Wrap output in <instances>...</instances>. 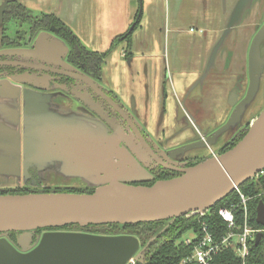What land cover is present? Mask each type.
<instances>
[{
	"label": "water",
	"instance_id": "95a60500",
	"mask_svg": "<svg viewBox=\"0 0 264 264\" xmlns=\"http://www.w3.org/2000/svg\"><path fill=\"white\" fill-rule=\"evenodd\" d=\"M10 1L15 0H4L0 5V23L3 19L4 7ZM139 1L135 21L142 14V2ZM251 3L252 0H236L231 18L226 22L221 35L214 43L204 72L194 85L203 82L224 39L240 23L242 15L251 6ZM134 25L135 22L132 23L130 29ZM67 50L63 39L56 36L53 31H44L36 37L30 49H2L0 55L16 58L17 62L13 61L11 64L22 65L27 61L19 59H30L32 61L41 60L45 65L54 63L58 69L66 68L70 73L57 70L54 73L75 81L74 85L76 84L79 92L84 93L83 95H78L74 89L65 90L67 95L62 92L40 93L36 90L48 91V87L33 86V89L36 90L21 89L7 81L0 80V97L16 98L17 102L21 100L23 103L28 102L29 96H33V94L38 102L44 99L46 103L52 102L57 96L64 98L66 102L67 100L74 102L73 99H75L81 103V110L84 114H92L94 111L101 118V110L95 111L90 99L91 93L88 91L92 90V85L88 84L89 81H92V75L82 72L80 66L65 61ZM45 54L53 56L55 60L49 62L43 59ZM37 56H39L38 60ZM29 66L31 67V65ZM29 77L31 74L26 72L11 78L16 82L27 84L26 79ZM263 80L264 20L261 25L256 26V31L248 44L246 71L242 84L245 89L241 88L242 99L238 103L234 101L229 104L233 105V109L226 121L207 139L199 140L197 135L196 141L193 143L168 152L180 153V156L177 157L180 159L181 156L189 152L194 153L204 149L210 151L213 149L212 146H218L217 144L221 143L220 140L225 139L230 131L238 129L248 122L246 132L231 147L220 154L207 156L193 165L174 167L180 173L177 176L159 179L151 185H145L138 182L147 181L153 176L141 164L146 160L143 153L137 152L136 149H122L130 144L116 138H113L112 141L97 138L98 148L105 144L107 148L113 149H92L93 189L91 191L53 190L46 192L39 190L23 194H0V233L11 231L20 233L16 239L18 248L7 239H0V264H132L133 261H141L144 256L142 254L144 248L176 218L191 212L203 213L207 211L222 201L235 187L254 178L255 174L264 168V107L258 111L259 113L254 118L249 115L256 112L255 110L249 115L246 114L248 109L253 108L257 100L259 86ZM77 81H82L88 86ZM42 95L45 97L43 98ZM101 95L113 104L105 94L101 93ZM172 98L177 111L186 114V109L183 108V99H179L175 95ZM66 102H58L55 105H58V109H74L75 113L79 110L80 107ZM186 111L188 113L186 117H190L192 113ZM73 112L70 111V113ZM103 118L105 120V117L101 119ZM182 120L190 125L188 128H182L181 131H193L194 119L191 117ZM18 133L16 149H24V176H27L28 166L35 162L38 155L46 156L45 160L47 161L52 157V154L59 151L69 154L71 159L74 158L70 152H65L62 149H48V146H43L42 143L32 146L26 138L25 130L20 141V133ZM210 137L217 138L218 143H212ZM120 143H122V147ZM145 150L155 156L151 149ZM26 162H29V165H25ZM255 212L256 222L264 227V202L262 200L258 202ZM166 219L170 221L145 237L136 236L132 231L112 236H79L62 232H47L42 235L33 248L21 244L39 228L61 227L71 223L82 226L87 224L126 225ZM262 235L263 233L260 231L256 233L255 245L259 243Z\"/></svg>",
	"mask_w": 264,
	"mask_h": 264
},
{
	"label": "flooded vegetation",
	"instance_id": "af4514ba",
	"mask_svg": "<svg viewBox=\"0 0 264 264\" xmlns=\"http://www.w3.org/2000/svg\"><path fill=\"white\" fill-rule=\"evenodd\" d=\"M138 0V4H139ZM142 2V0H141ZM236 2V0H235ZM235 2L233 5L229 8H225L226 12V18L225 23L231 18L233 6L235 5ZM139 9V7H138ZM138 12V10H137ZM137 15V13H136ZM136 15L134 18L133 23L135 22V25L132 29H130V25L127 31H130L132 34L134 30L138 27L139 21L141 19V16L137 21ZM142 15V14H141ZM264 20V0H252L251 6L245 10L244 14L242 15L240 23L234 27V29L227 35V37L224 39V42L221 46V48L218 50L212 67L209 70L208 74L204 78L202 83H197V85H194L196 81H198V78L200 75L203 74L204 69L206 67V64L208 63V58L211 52V49L214 45L211 46V49L208 52V56L203 68V71L199 75V77L187 88L183 98L184 106L188 112L190 111L192 114L190 117L188 116L187 111L185 110L186 114H183L182 112H178L174 99L172 98V95H170L171 101L174 109V118L173 122L177 127L170 129L168 131L165 130L163 127L164 125V115H165V109L162 108L158 112L154 126L152 129L149 127V121H148V114L140 112V107L136 102L133 100L132 96L128 99L127 103L126 101H122V99L111 89L108 88V82L106 80L102 79V70H101V64L103 63V60L105 58H100V69L97 72L96 65L97 60L95 58H92V56L89 54L91 51H87L85 49L81 50L77 45H71L69 44L65 39L62 38L61 29L60 26L57 25V23L51 21L47 16L44 14H33L29 10L23 8L21 5L16 3L15 1L8 2L3 11V19L0 23V50L2 49H12V48H26L30 49L32 44L34 43V40L36 37L44 31L48 32H54L56 36L63 39L65 44L67 45V52L65 53L64 60L68 61L69 63L74 64L75 66H80L82 72H85L87 74L92 75V81H89L88 84L92 85V90H88L91 93L90 99L92 100V106L95 109V111H100V114L102 117H105L101 119L99 118L94 111L87 115L92 118L89 119L92 120V149H113V148H107V146L104 144L103 147H97V138H105L107 140H113V138L119 139L125 143L130 144V146L121 147L122 149H136L137 152L143 153V157L146 159L144 163H141L145 166L146 170L151 173L153 176L151 179L147 181H142L138 183L145 184L146 182H151L154 180H159V177L162 176H168L172 174H180L178 171L174 169V167H186L193 165L197 161L203 159L201 152L203 151H196L194 153H186L183 156L179 157L180 153H170L168 151L172 149H176L178 147L184 146L186 144L193 143L196 141L197 135L199 136V140H205L207 139L210 134H212L217 128H219L228 117L229 113L233 109V105H229L230 103L235 101V103H238L242 99L243 92L241 88L245 89V86H242L243 84V78H244V72L241 74L238 73L235 75L234 82L231 84V87L228 89L226 93V100H225V107H224V118L221 120H215L212 116H208L211 118V120L208 123H203V121L200 119L201 115L196 112V108L194 106L198 103H204L203 98L212 91V88L214 87H224L226 83V79L231 77L230 73V63L232 61V57L234 55L239 57H242V53H245V49L247 51L248 44L250 42V39L254 32L256 31V26L261 25ZM224 29V27H223ZM252 29V33L249 35V30ZM52 30V31H51ZM194 29H191V31ZM126 31V32H127ZM223 31V30H222ZM222 33V32H221ZM219 34V36L221 35ZM218 36V37H219ZM246 36V40L244 37ZM250 36V38H249ZM122 40H126L122 39ZM120 41V40H119ZM118 41V42H119ZM117 43L114 44V46ZM113 46V47H114ZM127 48L129 46L127 45ZM129 51V49H128ZM168 53V52H167ZM235 56V57H236ZM244 56V57H245ZM167 59H165L164 62V68L162 69L161 73V90L162 94L166 97V87H169V90L172 85V81L174 79L172 73H169L168 70L169 65L172 63L170 56L168 57V54H166ZM165 57V58H166ZM244 57H242L243 61H239V68L242 70L244 69ZM42 58V57H41ZM39 59V56H37V60ZM43 59L48 60L49 62L54 61L55 58L51 55H44ZM20 61H27L23 62L22 65L17 64H11L14 62H17V59L14 57H8V56H2L0 55V80L7 81L11 83L14 86L23 88H29L32 90L33 86L36 87H48V91H40L36 90L40 93H47V92H62L65 93V90H75L74 92L78 95H83L84 93H80L78 87L76 84L74 85L75 81H73L70 78L59 76L54 71H65L68 70L65 69H58L54 63H49V65H45L43 61L39 60H30V59H19ZM102 60V61H101ZM36 61V62H34ZM31 65V67L29 66ZM92 68V72L88 69ZM95 69V70H94ZM31 74V77H29L27 80V84L19 83L14 81L11 77L18 75H22L24 73ZM68 73H70L68 71ZM73 74V73H71ZM81 84L87 85L86 83H83L82 81H77ZM88 86V85H87ZM211 88V89H210ZM101 93L105 94L112 102L106 100ZM66 94V93H65ZM67 95V94H66ZM43 98L45 97L42 95ZM209 96V95H208ZM165 97V99H166ZM164 99V100H165ZM54 100V101H53ZM52 100V102L47 103L55 105L58 102L62 103V98L60 96L55 97ZM74 101H77L73 99ZM148 101V100H147ZM147 101H144L141 109H148L147 107ZM45 102V101H44ZM44 102H40V104H44ZM79 103V107L81 106V103ZM46 103V102H45ZM19 112V107L17 108ZM72 114V113H70ZM69 114V115H70ZM74 115V114H73ZM76 114L73 116L75 117ZM194 119V129L193 131H190L187 133V135L184 136H178L181 132V129L188 128L190 125L186 121H183V118H191ZM55 118H60L57 115ZM61 119V118H60ZM58 119L63 122L64 119ZM61 123L58 124V128H61ZM248 122H245L241 127L238 129H234L229 132V134L226 136L225 139L220 140L221 143H218L217 138H212V143H218L216 150H207V153L210 154H220L221 152L225 151L227 148L231 147L233 143L239 139L244 132H246ZM196 129V130H195ZM199 129V130H198ZM20 131V130H19ZM17 131H11L10 139L8 138H1L0 142L3 144L4 147L7 149H1L6 152L1 153L0 152V161L3 163H8L7 171L6 169L2 168L0 166V191H7L16 189L17 184H22V187L18 188H25L28 192L31 191H39V188H34L31 185L27 186L28 183H32L34 181H40L42 177L45 176V174H52V175H61L65 176L67 178H79V179H90L92 178V168H79L76 158L74 156V149H62L65 152H70L74 158L71 159L69 157V154H66L64 152H57L55 154H52V157H50L47 161L45 160L44 155L41 157V155L36 156V160L34 163H31L30 166H28L27 169V176L23 175V161L25 160L24 157V149H16L17 148ZM20 133V141H21V135L24 133V130ZM18 133V134H19ZM56 133H59L57 130ZM23 136V135H22ZM221 139V138H220ZM104 141V140H103ZM106 142V141H104ZM65 143V142H63ZM107 143V142H106ZM66 144V143H65ZM6 145V146H5ZM121 149V148H118ZM139 151H138V150ZM145 149H151L155 156L152 154L150 155ZM26 154V153H25ZM45 154V153H43ZM24 158V160H23ZM205 158V157H204ZM75 159V161H74ZM25 165H29V162H26ZM4 169V171H2ZM19 182V183H18ZM35 183V182H34ZM137 183V184H138ZM43 189V188H42ZM41 189V190H42ZM49 189L51 191H60V190H67V189H79L80 191H90L92 189L86 188V189H80V188H45ZM43 189V190H45ZM119 229L121 232H127L132 231L136 236H142L145 237L152 233L153 231L145 234L141 232L140 226H127L121 225V224H87V225H79L75 223L67 224L61 227H53V228H39L36 229L33 232V235H30L29 239H25V241H22V245L25 246H31L30 248H33L36 246V244L39 242L40 238L44 233L47 232H62L67 233L71 235H79V236H112L114 234H123L121 232L119 233H113L115 230ZM20 233L19 232H3L0 233V239L5 238L8 241H10L14 246L18 248L16 245V239ZM153 238L149 244L154 240ZM149 244L146 248H144L143 255L146 254L149 248ZM144 246V245H143ZM141 248V246H140ZM134 262V261H133Z\"/></svg>",
	"mask_w": 264,
	"mask_h": 264
},
{
	"label": "crops",
	"instance_id": "0c3cea01",
	"mask_svg": "<svg viewBox=\"0 0 264 264\" xmlns=\"http://www.w3.org/2000/svg\"><path fill=\"white\" fill-rule=\"evenodd\" d=\"M3 1L0 0V5ZM15 2L35 15H54L71 30L87 51L108 54L109 51L118 48L121 59L130 56V60L126 61L127 66L122 60H113L111 65H114V68L110 66L105 74L102 73L108 82V88L126 103L132 96L140 107L139 113L142 111L148 114L150 129L153 128L163 105L165 109L163 127L166 131L169 129L171 131L177 126L172 123L175 107L170 95L183 98L187 88L199 77L211 46L223 30L225 8L229 9L235 0H142V7L144 4L147 8V20L150 23L145 21L141 24L145 27L143 38L137 35L135 40L134 32L131 34L129 48L125 40H120L112 48L111 44L133 23L139 7L138 0H15ZM157 11L160 13L154 14ZM249 32L250 35L252 29ZM244 39L246 40V36ZM136 41L140 47L137 55H141V58L133 61L132 50L136 46ZM166 54L172 61L169 73L174 77L170 90L166 87L167 97L162 94L160 77L167 59ZM244 54L242 53V57ZM235 56L232 57L229 66L231 77L226 79L225 86L212 88L209 96L203 98L204 103H194L193 108L195 107L196 112L201 115L203 123L211 120L208 116L215 120L224 118L226 93L234 82L235 75L246 71V56L243 70L239 68V61H243L242 57ZM134 76L141 80H135ZM145 79L150 83L142 85ZM34 95L29 96L26 103L21 100L17 102L16 98L0 97V137L10 139L11 131L25 130L26 138L32 146L42 143L41 145H47L48 149H74L79 168H92V120H89L92 116L90 118L84 114L81 107L75 113L74 109H58V105H47L44 99H41L44 104H40ZM144 101H147L148 109H141ZM64 102L66 101L62 98V103ZM66 103L79 107L77 101L67 100ZM70 111L73 113L70 114ZM73 114L76 116L73 117ZM56 115L64 119L62 123L58 120L60 118H55ZM59 123L61 128H58ZM57 130L59 133H56ZM189 132L181 131L178 136L187 135ZM2 145L4 142L3 144L0 142V152L4 153L6 151L1 149L7 148ZM0 166L9 169L7 162L0 161ZM192 231L196 235L197 231L193 229Z\"/></svg>",
	"mask_w": 264,
	"mask_h": 264
},
{
	"label": "trees",
	"instance_id": "16d2710c",
	"mask_svg": "<svg viewBox=\"0 0 264 264\" xmlns=\"http://www.w3.org/2000/svg\"><path fill=\"white\" fill-rule=\"evenodd\" d=\"M51 21L57 23L60 26L62 38L65 39L71 45H77L81 50L85 51V48L80 44L78 38L71 32V30L63 24L58 18L54 15L44 14ZM127 40V45L130 47L131 43V33L127 31L116 38L112 44L111 48L119 40ZM92 58L97 60L96 70L97 72L100 69V58L106 56L107 52H89ZM95 56V57H94ZM102 61V60H101ZM91 72L92 68L88 69ZM95 70V69H94ZM245 133V132H244ZM243 133V134H244ZM242 134V135H243ZM178 174H172L168 176H162L158 179H167L170 177L177 176ZM156 181V180H154ZM154 181L146 182L145 185H151ZM264 179L260 178L259 180L248 179L238 186V189L245 195L250 197V200L247 202L249 223L255 228H263L262 225L256 222V212L255 208L260 200L264 202V193L258 194L263 190ZM93 189V188H91ZM44 191L50 192L51 190L45 189ZM65 192H80L79 189H67L60 190ZM91 191V190H90ZM28 191L25 188H16L7 191H0V194H23ZM234 203L238 206L235 210L237 223L240 224L241 220L244 217L243 208L240 204V197L236 190H233L229 195L224 198L219 203L213 205L208 209V212L203 217V220H206L211 229L215 232L216 236L221 237L226 232V224L222 218L217 214V210L220 206ZM170 220H159L152 222H141L137 224H127V226H140L142 233H149L151 231L159 230ZM193 229L194 231L198 230L197 216H192L190 214L182 215L176 218L172 223L169 224L155 239L149 244L148 251L144 256L143 263L137 264H180L182 259L191 255L193 251V241L192 244H185L184 242L175 243L176 239L183 233L185 230ZM240 259L232 252V250L227 249L217 255L211 264H240ZM193 264V263H189ZM245 264H264V232L262 238L260 239L257 245L254 242L250 245V252L245 260Z\"/></svg>",
	"mask_w": 264,
	"mask_h": 264
},
{
	"label": "built area",
	"instance_id": "2783aa9c",
	"mask_svg": "<svg viewBox=\"0 0 264 264\" xmlns=\"http://www.w3.org/2000/svg\"><path fill=\"white\" fill-rule=\"evenodd\" d=\"M264 179V168L255 174L253 179ZM240 197V204L243 208L244 217L241 223L238 224L236 220L235 210L237 204L230 203L222 205L218 208L217 214L222 218L226 224V232L221 236H216L215 232L211 229L209 223L203 220V217L208 212L203 213L191 212L187 213L192 216H197L198 230L193 240H185V244H192L193 251L191 255L182 259L180 264H211L213 259L221 252L230 249L240 259V264H245V260L250 252V245L254 242V238L257 232H264L263 228H255L249 223L247 202L250 197L245 196L238 187H235ZM264 193L263 190L258 194Z\"/></svg>",
	"mask_w": 264,
	"mask_h": 264
},
{
	"label": "rangeland",
	"instance_id": "374dc122",
	"mask_svg": "<svg viewBox=\"0 0 264 264\" xmlns=\"http://www.w3.org/2000/svg\"><path fill=\"white\" fill-rule=\"evenodd\" d=\"M155 13H160L159 11H157V12H154V14ZM148 19V14H147V8H145L144 7V4H143V7H142V15H141V20H140V25H139V27L134 31V38H135V40H136V36L137 35H139L141 38H143V31H144V29H145V27H143L141 24H143V23H145V21H146V23H150V21L149 20H147ZM141 26L143 27V30L141 31ZM83 45H84V43H83ZM121 45H123V44H121ZM135 47H133V55H134V58H133V61L134 60H138V57H140L141 58V55H137L139 52H140V47H139V45H138V43H137V41L135 42ZM85 46V45H84ZM127 49V48H126ZM113 60H122L123 61V64L124 65H126L127 66V64H126V61H129L130 60V56H127L126 58H120V56H119V49L117 48V49H115V50H113V51H109V53L106 55V57H105V59H104V61H103V63L101 64V70H102V73L103 74H105V72L107 71V69L110 67V66H112V68H114L113 66L114 65H111V63H112V61ZM141 62H144V61H141ZM203 68H204V66H203ZM202 68V69H203ZM197 73V72H196ZM195 73V74H196ZM201 72H199V74H200ZM102 74V75H103ZM116 75V74H115ZM114 75V76H115ZM194 75H192V77H193ZM135 77V76H134ZM102 79L103 80H105V78L104 77H102ZM141 80V78H139V77H135V80ZM145 83H150L149 82V80H147V79H145V81L142 83V85L143 84H145ZM256 98H257V100H256V102L254 103V105H253V108H251V110H247L246 111V114L247 115H249L250 113H252V111L253 110H255L256 112H254V113H252V115L250 114L249 116H251L252 118H254L255 117V115L257 114V113H259L258 111L260 110V109H263V107H264V80L262 81V83H261V85L259 86V89H258V92H257V96H256ZM261 111V110H260ZM247 118V117H246ZM212 148L213 149H211L212 151L213 150H216V148H217V146H212ZM201 151H203V152H201V154H202V156L201 157H207V156H210V155H212V154H210V153H207L206 154V152H207V150L206 149H204V150H201ZM214 152V151H213ZM7 162V161H6ZM6 171H7V169H6ZM35 182V183H34ZM34 182H32V183H28L27 184V186H32V187H34V188H39V190H41L42 188L43 189H45V188H60V189H62V188H66V187H68V188H80V189H86V188H89V189H91L92 188V178H90V179H88V183H86V180H82V179H79V178H67L66 179V177L65 176H61V175H52V174H45V176L44 177H42L41 178V180L38 182H36V181H34ZM19 183V182H18ZM86 184V185H85ZM88 185V186H87ZM17 186L18 187H22L23 185L22 184H17ZM18 187H16V188H18ZM42 189V190H43ZM229 195V194H228ZM227 195V196H228ZM226 196V197H227ZM225 197V198H226ZM119 232H121V231H119V229H117V230H115L113 233H119ZM121 233H124V232H121ZM195 238V234H194V232L192 231V229H189V230H185L183 233H181V235L176 239V241H175V243H179V242H184L185 240H188V239H190V240H193ZM145 256V255H144ZM144 256H143V258H142V260L141 261H134L132 264H137L138 262L139 263H143L144 262Z\"/></svg>",
	"mask_w": 264,
	"mask_h": 264
}]
</instances>
